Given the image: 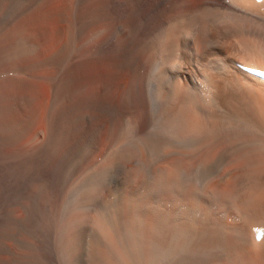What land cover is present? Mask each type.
Here are the masks:
<instances>
[{
	"label": "bare ground",
	"instance_id": "obj_1",
	"mask_svg": "<svg viewBox=\"0 0 264 264\" xmlns=\"http://www.w3.org/2000/svg\"><path fill=\"white\" fill-rule=\"evenodd\" d=\"M58 1L0 0V264H264V0Z\"/></svg>",
	"mask_w": 264,
	"mask_h": 264
},
{
	"label": "rangeland",
	"instance_id": "obj_2",
	"mask_svg": "<svg viewBox=\"0 0 264 264\" xmlns=\"http://www.w3.org/2000/svg\"><path fill=\"white\" fill-rule=\"evenodd\" d=\"M63 1L64 0H59L57 3H55L54 5L55 9H59ZM59 28H60V20L58 16H55L53 22H51L50 20L44 24V26L41 29H44L45 34L42 35V37L39 39L40 47H39L38 55L35 58V60H39L40 58L48 55L56 47L57 45L56 41L58 39V35L60 32ZM29 72H31V70ZM35 74L44 77V79L37 78L36 81L38 83V89L41 95L48 101L50 98V85H49L50 77L52 76L53 72L47 68H43L40 70L36 67ZM1 76L2 74L0 75V77Z\"/></svg>",
	"mask_w": 264,
	"mask_h": 264
},
{
	"label": "snow or ice",
	"instance_id": "obj_3",
	"mask_svg": "<svg viewBox=\"0 0 264 264\" xmlns=\"http://www.w3.org/2000/svg\"><path fill=\"white\" fill-rule=\"evenodd\" d=\"M250 71H255L254 69H250ZM261 76H264V72L260 73ZM258 231H264V230H258ZM259 238V237H258Z\"/></svg>",
	"mask_w": 264,
	"mask_h": 264
}]
</instances>
